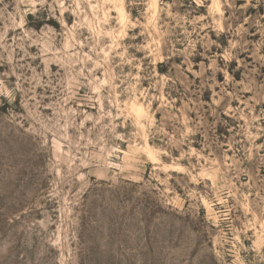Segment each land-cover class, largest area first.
Returning a JSON list of instances; mask_svg holds the SVG:
<instances>
[{
  "label": "rangeland",
  "instance_id": "obj_1",
  "mask_svg": "<svg viewBox=\"0 0 264 264\" xmlns=\"http://www.w3.org/2000/svg\"><path fill=\"white\" fill-rule=\"evenodd\" d=\"M0 264H264V0H0Z\"/></svg>",
  "mask_w": 264,
  "mask_h": 264
},
{
  "label": "bare ground",
  "instance_id": "obj_2",
  "mask_svg": "<svg viewBox=\"0 0 264 264\" xmlns=\"http://www.w3.org/2000/svg\"><path fill=\"white\" fill-rule=\"evenodd\" d=\"M142 111V109H140V112Z\"/></svg>",
  "mask_w": 264,
  "mask_h": 264
}]
</instances>
